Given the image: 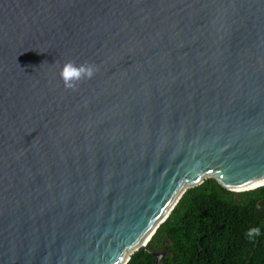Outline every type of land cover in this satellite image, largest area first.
Segmentation results:
<instances>
[{"label":"water","instance_id":"water-1","mask_svg":"<svg viewBox=\"0 0 264 264\" xmlns=\"http://www.w3.org/2000/svg\"><path fill=\"white\" fill-rule=\"evenodd\" d=\"M208 179L264 187V0H0V264H128Z\"/></svg>","mask_w":264,"mask_h":264},{"label":"trees","instance_id":"trees-1","mask_svg":"<svg viewBox=\"0 0 264 264\" xmlns=\"http://www.w3.org/2000/svg\"><path fill=\"white\" fill-rule=\"evenodd\" d=\"M260 235L249 239V228ZM264 264V187L233 192L215 179L190 189L148 249L128 264Z\"/></svg>","mask_w":264,"mask_h":264},{"label":"clouds","instance_id":"clouds-1","mask_svg":"<svg viewBox=\"0 0 264 264\" xmlns=\"http://www.w3.org/2000/svg\"><path fill=\"white\" fill-rule=\"evenodd\" d=\"M95 71V67L91 64L84 63L76 65L74 62L68 61L60 68L59 76L64 82L65 88L75 90L79 81L82 79H91ZM246 235L249 239H255L260 235V228H249Z\"/></svg>","mask_w":264,"mask_h":264},{"label":"bare ground","instance_id":"bare-ground-1","mask_svg":"<svg viewBox=\"0 0 264 264\" xmlns=\"http://www.w3.org/2000/svg\"><path fill=\"white\" fill-rule=\"evenodd\" d=\"M149 243V242H148Z\"/></svg>","mask_w":264,"mask_h":264}]
</instances>
